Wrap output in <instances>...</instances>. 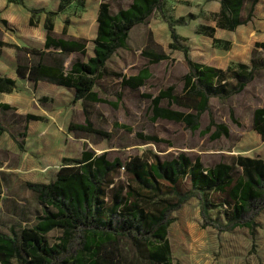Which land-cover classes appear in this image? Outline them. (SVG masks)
Here are the masks:
<instances>
[{
    "label": "rangeland",
    "instance_id": "1",
    "mask_svg": "<svg viewBox=\"0 0 264 264\" xmlns=\"http://www.w3.org/2000/svg\"><path fill=\"white\" fill-rule=\"evenodd\" d=\"M101 1L109 4L111 12L126 8L131 2L27 0V5L47 10H56L61 2L63 10L54 17V33L61 36L63 27H67L65 37H83L86 40L84 55L71 53L61 56L65 59L66 70L71 62L86 60L93 54L92 39ZM243 1L242 18L249 16L247 22L233 31L215 27L214 37L198 33V29L215 26L214 18L219 11L217 0L165 1L163 15L175 22L178 44L187 50L192 60L224 68L232 62H248L253 57L259 66L243 91L226 99H210V113H202L199 128L195 131L179 122L166 119L153 121L150 101L141 95H156L168 86H173L179 93L182 76L187 70L182 50L170 47L173 39L159 11H154L143 24L129 32L127 47L118 49L109 58L104 76L97 81L95 90L99 96L115 101L116 94L121 93L116 107L107 103H89L84 113L82 102L74 101L72 89L48 83H39L36 87L24 84L18 91L0 94V101L9 102L12 107L9 111L0 110V126L4 129L0 133V231L12 235L22 227L32 225L42 206L27 183L53 181L63 164L62 158L79 157L83 150L95 154L105 152L110 160L117 157L122 162L132 156L151 161L153 154L164 159L179 153L192 160L198 158L203 166L231 163L237 155L264 160V138L253 129L252 121L254 109L264 107V51L254 50L255 42L264 41V0H257L252 10L253 0ZM27 14L26 9L13 10L6 5V0H0V18L7 20L9 25L8 28L0 22V38L39 45L43 28L29 26ZM40 16L42 21L44 14L37 16V23ZM7 50L0 49V57ZM146 50L163 52L169 59L149 64L142 55ZM145 65H148L151 76L144 86L137 90L120 86V75L135 74ZM161 105L165 106L166 102ZM171 107L186 111L175 105ZM27 113L41 119L27 121ZM86 115L93 128L106 135L69 129L71 123L84 124ZM210 115L216 123L226 125L229 130L227 137H210L214 130L206 131ZM139 132L156 136L159 141L140 138L136 135ZM110 178L114 184L130 183L136 188L123 168L113 172ZM189 187V180L183 179L177 189L184 192ZM111 188L112 184L106 189L108 195ZM163 197L174 199L172 194ZM225 200V193L211 194V201L216 205L210 206L209 214L220 222H225L226 212L229 211L228 204L220 205ZM150 203L139 202L145 209L153 208ZM171 218L173 221L167 230V238L173 264H264V210L256 217L253 231L242 227L219 232L203 227L196 198H191L174 211ZM60 235V230H53L47 234V239L54 243ZM120 243L123 264H148L143 254L145 247L137 249L127 239H121ZM12 264L21 263L13 260Z\"/></svg>",
    "mask_w": 264,
    "mask_h": 264
},
{
    "label": "trees",
    "instance_id": "2",
    "mask_svg": "<svg viewBox=\"0 0 264 264\" xmlns=\"http://www.w3.org/2000/svg\"><path fill=\"white\" fill-rule=\"evenodd\" d=\"M165 1L131 0L126 8L116 12H111L109 4L101 1L96 17V36L92 40L93 55L86 61L71 62L66 70L65 59L61 56L71 53L84 55L86 40L65 37L66 27H63L61 36L54 33V17L63 10L61 2L56 10H47L45 7L27 8L24 0H8L30 12V25L37 23L34 18L39 14L45 15V42L43 48H34L0 40V47L16 50L18 77L35 84L46 81L72 89L73 99L82 102L84 113L89 103H107L116 107L121 93L116 94L115 101L107 100L95 90L97 81L104 76L109 58L118 49L127 47L129 32L143 24L154 11H159L173 39L170 47L182 50L187 70L182 76L179 93L173 86H168L156 95H141L150 101L153 121L166 119L179 122L195 131L199 128L202 113H210V99H226L243 91L259 66L253 57L248 63L232 62L225 69L192 60L187 50L178 44L175 22L163 15ZM218 2L215 26H202L198 33L214 37L215 27L233 31L247 22L249 16L242 18L243 0ZM256 2L252 1L250 10ZM0 22L7 26L6 20L0 19ZM255 49L264 51V41L255 42ZM142 55L149 64L169 59L167 54L151 50L142 52ZM150 76V69L145 65L135 74L120 75V86L137 90L145 85ZM14 89V80L0 77V92ZM163 101L165 106L161 105ZM173 105L186 111L174 109ZM0 110L9 111L12 107L0 102ZM25 119L40 120L41 117L27 113ZM252 121L253 129L264 138V107L254 109ZM212 128V139L229 135L226 125L216 123L210 115L206 131ZM69 129L106 135L93 128L88 115L84 124L71 123ZM3 130L0 126V133ZM136 135L149 141H159L153 135L140 132ZM62 161L53 181L27 183L37 194L41 212L32 225L22 227L18 233L9 235L0 231V264H12L13 260L21 264H123L121 239L129 240L137 249L145 247L143 254L148 264H173L167 238V230L173 221L171 214L191 198L199 202L202 226L219 232L242 227L253 231L256 217L264 210V160L259 157L237 155L231 163L203 166L198 158L192 160L184 153L164 159L153 154L151 161L132 156L122 162L117 157L110 160L105 152L95 154L83 150L79 157H63ZM119 168L131 177L136 188L130 183L114 184L110 175ZM183 179L189 180L190 187L179 192L177 186ZM111 184L108 195L106 189ZM213 192L226 194L227 200L220 204H228L229 207L225 222L209 214L210 206L216 205L211 201ZM168 194H172L174 199L163 197ZM142 201L151 202L153 208L145 209L139 204ZM53 230H60L61 235L56 242L50 243L47 234Z\"/></svg>",
    "mask_w": 264,
    "mask_h": 264
},
{
    "label": "crops",
    "instance_id": "3",
    "mask_svg": "<svg viewBox=\"0 0 264 264\" xmlns=\"http://www.w3.org/2000/svg\"><path fill=\"white\" fill-rule=\"evenodd\" d=\"M24 3H25V5H26L27 8L37 7V6H29V5H27V0H24ZM6 5H8L9 7H12L13 10H21L22 8L23 9H26L25 7H23V6L19 5V4H16V3H13V2H8V0H6ZM97 11H98V9H97ZM27 12H28V14H27L28 25L29 26H36L37 25V26H39L38 28H40L41 30L43 28V37L40 39L39 45H30L29 43H24V42H22L23 44H21L18 41L11 42V41H8V40H5V39H1V38H0V40H2L4 42H8V43H14V44L19 45V46H28V47H34V48H43L44 42H45V35H46V30L44 28L45 15L43 16L42 21H40V19H41V16H40L38 18V23H36L35 25H30L29 20H30L31 14H30V12L28 10H27ZM0 19H2V18H0ZM36 19L37 18H34L35 21H37ZM6 22H7V20H6ZM6 27L9 28L8 22H7V26ZM96 29H97V23H96ZM221 30H224V29H221ZM95 36H96V31H95ZM95 36H94V38H95ZM77 38H83V37H77ZM86 47H87V45H86ZM4 48H6L8 50L5 51V55L4 56L0 57V63L2 65V66H0V77L5 76V77H8V78H11L12 80H14L15 81V84H16V89H14L11 92H0V94H10L12 92L18 91L21 88V86H23L24 84H27V85L29 84V85H32L33 87H36L39 83H48L46 81H38L35 84L33 81H30V80H28L26 78H20V77H18V75L16 73V68H17V65H18V54H17L16 50L14 48H12V47H6V46H1L0 47V49H4ZM92 52H93V47H92ZM86 60H83V61H86ZM249 60H250V58H249ZM248 62H243V63H248ZM202 63H205V62H202ZM205 64H208V63H205ZM208 65H210V64H208ZM211 66H213V65H211ZM214 67H216V66H214ZM226 67L221 68V69H225ZM216 68H220V67H216ZM48 84H51V83H48ZM52 85H54V84H52ZM1 103H7V104L10 105L9 102H1Z\"/></svg>",
    "mask_w": 264,
    "mask_h": 264
}]
</instances>
